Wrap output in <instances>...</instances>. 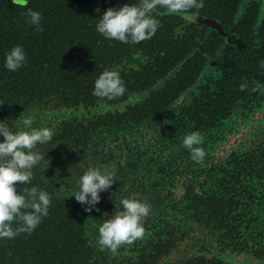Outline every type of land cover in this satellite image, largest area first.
Masks as SVG:
<instances>
[{"label": "flooded vegetation", "instance_id": "flooded-vegetation-1", "mask_svg": "<svg viewBox=\"0 0 264 264\" xmlns=\"http://www.w3.org/2000/svg\"><path fill=\"white\" fill-rule=\"evenodd\" d=\"M195 14L214 24L172 15L125 54L121 67L139 87L134 103L73 108L88 138L57 186L75 192L71 168L112 162L119 181L92 211L103 222L121 196L150 205L143 238L115 254L93 233L92 248L121 264H264L263 0H204ZM193 130L203 136L202 163L181 144Z\"/></svg>", "mask_w": 264, "mask_h": 264}, {"label": "trees", "instance_id": "trees-1", "mask_svg": "<svg viewBox=\"0 0 264 264\" xmlns=\"http://www.w3.org/2000/svg\"><path fill=\"white\" fill-rule=\"evenodd\" d=\"M129 2L0 0V121L6 120L5 123L14 126L17 122L7 119L16 120L23 114L33 119L34 126H55L52 141L39 146L46 159L33 170L31 182L45 187L52 196L49 214L30 234L0 239V264H121L112 254L90 245L102 218L96 211H85L74 203L70 197L74 194L71 186L57 185L64 177L61 171L69 163L72 151L78 150L88 138L89 128L84 130L85 134L76 129L73 108L89 110L119 103L139 90L121 63L131 46L144 41L123 44L106 40L95 31L97 18L106 9ZM27 8L41 13L40 30L25 22ZM158 11L162 13L157 16L160 23L170 20L172 15L162 9ZM162 29L159 27L160 31ZM17 44L24 47L27 62L21 69L11 72L3 68V55ZM104 67L119 68L126 87L124 97L108 101L92 95L94 80ZM33 108L35 111L31 110ZM113 114L106 120L108 114L105 115L100 124L112 120ZM90 124L97 128L96 121L91 120ZM153 247L144 248L143 257L149 254V249L153 251ZM128 264L152 263L141 260Z\"/></svg>", "mask_w": 264, "mask_h": 264}, {"label": "clouds", "instance_id": "clouds-1", "mask_svg": "<svg viewBox=\"0 0 264 264\" xmlns=\"http://www.w3.org/2000/svg\"><path fill=\"white\" fill-rule=\"evenodd\" d=\"M21 6H24L22 3ZM204 7V0H130L122 6L109 7L97 18L95 31L106 40L123 44H139L151 39L157 32L162 9L169 15L189 20L195 18L196 10ZM96 11H99L97 9ZM25 22L40 30L41 13L27 8ZM27 62L22 45H14L3 55V68L15 72ZM246 84L242 83L243 91ZM255 90V89H254ZM126 87L118 67H104L93 83L92 95L100 100H117L124 97ZM135 95L127 96V103L135 102ZM123 111V105H120ZM35 111V109H31ZM12 126L0 121V239H13L21 233L30 234L49 214L52 196L45 187L32 185L34 169L46 159L39 146L52 141L55 126H34L31 117L21 115ZM200 131L193 130L181 138L195 163H202L206 155ZM74 170V171H73ZM74 177L75 192L70 197L82 205L85 211L95 209L101 193L110 191L118 180V169L112 162L89 164L85 169L75 166L70 169ZM47 183V180H45ZM21 185H31L21 188ZM113 192L111 195L112 197ZM112 214L104 213L103 222L97 226V242L102 249L116 253L122 245H130L142 239L145 233L143 219L150 212V205L135 197L119 198Z\"/></svg>", "mask_w": 264, "mask_h": 264}, {"label": "water", "instance_id": "water-1", "mask_svg": "<svg viewBox=\"0 0 264 264\" xmlns=\"http://www.w3.org/2000/svg\"><path fill=\"white\" fill-rule=\"evenodd\" d=\"M263 7H264V0H263ZM191 20L198 21V22H205V23H209V24H214L213 21L208 20V19H206L204 17H200L197 14H195V18L191 19Z\"/></svg>", "mask_w": 264, "mask_h": 264}]
</instances>
